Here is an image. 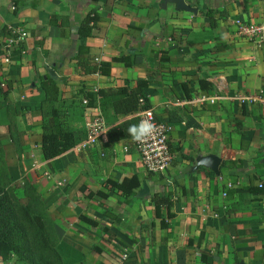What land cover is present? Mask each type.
I'll list each match as a JSON object with an SVG mask.
<instances>
[{
    "label": "crops",
    "instance_id": "0c3cea01",
    "mask_svg": "<svg viewBox=\"0 0 264 264\" xmlns=\"http://www.w3.org/2000/svg\"><path fill=\"white\" fill-rule=\"evenodd\" d=\"M33 1L0 0V124L13 121L17 158L44 203L63 264H264V36H244L235 24L263 22L264 0H184L195 12L167 0ZM90 11L97 24L79 36ZM18 26L27 37L6 63L5 43ZM80 45L95 62L129 64L111 62L109 77L84 74L74 59ZM138 80L147 82L144 103L170 127L175 158L158 174L128 143L103 147L120 116L102 115L105 132L78 148L99 109L84 103L86 89ZM50 83L77 145L45 160L41 110ZM259 93L260 101L244 100ZM207 155L220 160L218 173L198 163ZM130 173L140 187L128 202L103 187ZM166 192L173 217L161 228L151 196Z\"/></svg>",
    "mask_w": 264,
    "mask_h": 264
},
{
    "label": "trees",
    "instance_id": "16d2710c",
    "mask_svg": "<svg viewBox=\"0 0 264 264\" xmlns=\"http://www.w3.org/2000/svg\"><path fill=\"white\" fill-rule=\"evenodd\" d=\"M37 2L39 0L33 1L35 4ZM202 13L207 17L209 27L216 29L214 11L207 9ZM54 16L51 17L50 24H54ZM97 21L98 16L95 11L87 13L79 27L78 35H91ZM74 59L77 67L84 74H99L103 77L110 76L111 62L123 61L126 65L129 64L126 57L95 62L89 56L88 48L81 45L78 46ZM146 85V81L138 80L132 86L120 84L115 87L99 88L95 91L86 89L87 107L97 105L107 122L110 117L115 119L119 116L123 117L118 123L112 122V126L106 130L104 148H109L119 141L132 146L135 138L130 129L133 126L139 129L140 117L137 114L141 110L149 108L145 103L141 106L139 102L141 98L144 99L143 90ZM44 88L46 93L44 102L47 108L41 110L42 135L39 146L41 157L49 160L73 148L77 143V139L62 119L61 113L55 105L58 100L55 83L47 84ZM183 90L188 95L184 86ZM15 141L16 131L13 121L8 124H0V257L4 262L9 263L15 257H18L26 264H63L61 256L55 248V237L52 232L51 221L45 211L40 195L34 193L31 184L26 181L24 182L25 188L29 185L30 191L35 195H28V202L22 204L14 197L12 189L9 188L2 155L4 146L11 142L15 143ZM5 179H7L6 182ZM104 185L103 187L107 186L120 191L125 202H128L136 195L140 182L135 173H130L118 182L107 179ZM97 194L106 196L102 188L97 191ZM151 201L153 202L155 217L159 219L160 227L166 228L167 221L173 217L171 211L173 206L172 193H154L151 196ZM80 218L91 226L95 225V222L88 217L81 216Z\"/></svg>",
    "mask_w": 264,
    "mask_h": 264
},
{
    "label": "built area",
    "instance_id": "2783aa9c",
    "mask_svg": "<svg viewBox=\"0 0 264 264\" xmlns=\"http://www.w3.org/2000/svg\"><path fill=\"white\" fill-rule=\"evenodd\" d=\"M238 30L244 36L258 37L264 36V21L260 24L245 23L243 20H236L235 22ZM27 37V31L21 27H14L11 29L5 43V58L4 61L9 63L12 54L21 45L22 41ZM262 92V91H260ZM261 94L257 97H245L246 101H260ZM87 100H84L86 103ZM140 105H144V99L139 100ZM140 117L139 126L142 122L151 124V129L143 134L139 139H134L132 148L138 154L139 159L150 174H158L169 167L175 156L169 146V131L170 127L167 122L157 118L151 108L143 109L138 114ZM106 124L101 111L98 109L94 115L89 119L86 127V137L78 144L79 149H84L88 146L94 145L98 138L105 132ZM77 145V143H76ZM75 145V146H76ZM74 146V147H75ZM126 258V256H124Z\"/></svg>",
    "mask_w": 264,
    "mask_h": 264
},
{
    "label": "rangeland",
    "instance_id": "374dc122",
    "mask_svg": "<svg viewBox=\"0 0 264 264\" xmlns=\"http://www.w3.org/2000/svg\"><path fill=\"white\" fill-rule=\"evenodd\" d=\"M244 22L249 23L247 21ZM10 144H13L14 148L9 147ZM17 157L22 158V156L20 155V151L16 149V145L14 142H11L6 146H4L2 161H3V165L6 168L5 173L7 176L6 178L8 179L9 188L12 189L15 198H17L22 204H26L28 202V197H29L28 195L34 196L35 194H33L30 191L29 185L25 188L24 182L28 181L34 190V193L36 194L39 193L36 186L34 185V180L27 174L25 167L22 166V162H21L22 160L20 158L18 159ZM7 179H5V182ZM0 264H26V263L23 262L18 257H15L10 263L4 262L0 257Z\"/></svg>",
    "mask_w": 264,
    "mask_h": 264
},
{
    "label": "water",
    "instance_id": "95a60500",
    "mask_svg": "<svg viewBox=\"0 0 264 264\" xmlns=\"http://www.w3.org/2000/svg\"><path fill=\"white\" fill-rule=\"evenodd\" d=\"M171 3H174L176 6L177 10H185L188 12H195V9L192 8L191 6H188L184 0H167ZM220 160L213 156V155H207L205 157H200L198 159L199 164L207 165L210 169L218 173V165H219ZM147 191V188H144L142 190V193Z\"/></svg>",
    "mask_w": 264,
    "mask_h": 264
},
{
    "label": "clouds",
    "instance_id": "9594fccd",
    "mask_svg": "<svg viewBox=\"0 0 264 264\" xmlns=\"http://www.w3.org/2000/svg\"><path fill=\"white\" fill-rule=\"evenodd\" d=\"M151 127V124L145 121L141 123L139 129H137L136 126H133L130 131L134 134V138L139 139L143 134L148 132Z\"/></svg>",
    "mask_w": 264,
    "mask_h": 264
}]
</instances>
